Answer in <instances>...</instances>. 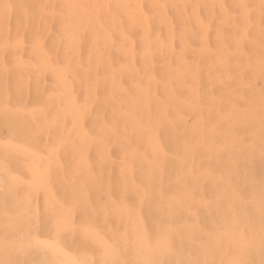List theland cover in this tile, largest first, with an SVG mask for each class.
<instances>
[{"label": "bare ground", "instance_id": "1", "mask_svg": "<svg viewBox=\"0 0 264 264\" xmlns=\"http://www.w3.org/2000/svg\"><path fill=\"white\" fill-rule=\"evenodd\" d=\"M261 255L264 0H0V264Z\"/></svg>", "mask_w": 264, "mask_h": 264}, {"label": "rangeland", "instance_id": "2", "mask_svg": "<svg viewBox=\"0 0 264 264\" xmlns=\"http://www.w3.org/2000/svg\"><path fill=\"white\" fill-rule=\"evenodd\" d=\"M262 256V255H261ZM263 258H264V256H262V261H263V263H261V264H264V260H263Z\"/></svg>", "mask_w": 264, "mask_h": 264}]
</instances>
